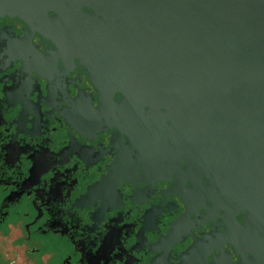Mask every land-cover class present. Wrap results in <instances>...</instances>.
<instances>
[{
	"label": "water",
	"instance_id": "1",
	"mask_svg": "<svg viewBox=\"0 0 264 264\" xmlns=\"http://www.w3.org/2000/svg\"><path fill=\"white\" fill-rule=\"evenodd\" d=\"M0 14L79 59L117 169L174 174L190 211L221 216L237 264H264V0H0Z\"/></svg>",
	"mask_w": 264,
	"mask_h": 264
},
{
	"label": "flooded vegetation",
	"instance_id": "2",
	"mask_svg": "<svg viewBox=\"0 0 264 264\" xmlns=\"http://www.w3.org/2000/svg\"><path fill=\"white\" fill-rule=\"evenodd\" d=\"M88 101L98 106L97 90L76 56L0 14V229L10 242L49 250L48 264L240 262L221 216L190 211L172 191L177 176L116 168V131L88 124Z\"/></svg>",
	"mask_w": 264,
	"mask_h": 264
},
{
	"label": "rangeland",
	"instance_id": "3",
	"mask_svg": "<svg viewBox=\"0 0 264 264\" xmlns=\"http://www.w3.org/2000/svg\"><path fill=\"white\" fill-rule=\"evenodd\" d=\"M12 237L10 238L6 231L0 229V264H43V262L48 264L51 257L49 250L40 249L39 253L33 252L30 248L31 244L26 243L27 246H21L11 243Z\"/></svg>",
	"mask_w": 264,
	"mask_h": 264
}]
</instances>
